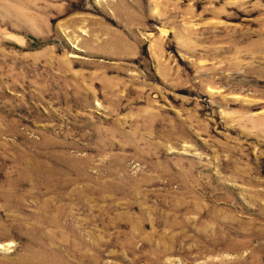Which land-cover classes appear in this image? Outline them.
Listing matches in <instances>:
<instances>
[{
	"label": "rangeland",
	"instance_id": "374dc122",
	"mask_svg": "<svg viewBox=\"0 0 264 264\" xmlns=\"http://www.w3.org/2000/svg\"><path fill=\"white\" fill-rule=\"evenodd\" d=\"M0 264H264V0H0Z\"/></svg>",
	"mask_w": 264,
	"mask_h": 264
}]
</instances>
